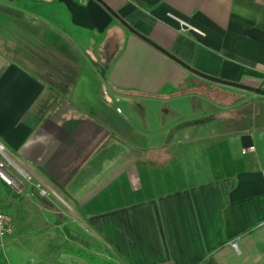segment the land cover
I'll use <instances>...</instances> for the list:
<instances>
[{
	"label": "crops",
	"instance_id": "obj_1",
	"mask_svg": "<svg viewBox=\"0 0 264 264\" xmlns=\"http://www.w3.org/2000/svg\"><path fill=\"white\" fill-rule=\"evenodd\" d=\"M100 1L0 0V144L26 200L119 264H264L263 91L147 41L261 89L264 0ZM62 252L43 264H89Z\"/></svg>",
	"mask_w": 264,
	"mask_h": 264
},
{
	"label": "rangeland",
	"instance_id": "obj_2",
	"mask_svg": "<svg viewBox=\"0 0 264 264\" xmlns=\"http://www.w3.org/2000/svg\"><path fill=\"white\" fill-rule=\"evenodd\" d=\"M73 42L68 40L67 45L74 46ZM100 91L102 89L97 86L98 94ZM7 156L10 159L8 153ZM22 180L23 182L18 185L9 186L11 190L6 191V198H0L1 206L13 227L11 232L0 234V264H43L49 261L56 263L66 252H62L63 249L51 250L49 246L68 241L64 237L67 227L59 224L58 213L63 212L55 207L48 208L29 203L26 200L25 179ZM0 186L5 187L1 179ZM40 189H36L37 194L40 193ZM68 242L76 244L74 241ZM97 256L99 259L106 258L101 257L102 255Z\"/></svg>",
	"mask_w": 264,
	"mask_h": 264
},
{
	"label": "built area",
	"instance_id": "obj_3",
	"mask_svg": "<svg viewBox=\"0 0 264 264\" xmlns=\"http://www.w3.org/2000/svg\"><path fill=\"white\" fill-rule=\"evenodd\" d=\"M260 88L264 92V78ZM116 111L121 113V109L119 107L116 108ZM6 152L5 147L0 144V179L9 186H15L18 185V183L23 182L22 178L28 179L29 176L23 173L20 167L9 159ZM12 228L11 220L2 209L0 203V234L11 232Z\"/></svg>",
	"mask_w": 264,
	"mask_h": 264
},
{
	"label": "trees",
	"instance_id": "obj_4",
	"mask_svg": "<svg viewBox=\"0 0 264 264\" xmlns=\"http://www.w3.org/2000/svg\"><path fill=\"white\" fill-rule=\"evenodd\" d=\"M100 1V0H98ZM101 2V1H100ZM103 4V3H102ZM111 13L118 19L120 20L127 28H129V26H127V24H125V22H123L118 16L117 14H115V12ZM130 30H132L131 28H129ZM260 91L262 92V90L260 89ZM6 186V190L10 191L11 188L9 187V185L5 184ZM49 248L51 250H59V249H63L64 251H69L72 252L78 256H80L81 258H83L84 260H86L87 262L90 263H97L99 261L102 262V264H119L117 262H114L112 260L106 259V258H102L99 259L98 256L96 255V253L90 251L89 249L85 248V247H81V246H77L74 244H70L68 241H63L62 243L58 244V245H52L50 244Z\"/></svg>",
	"mask_w": 264,
	"mask_h": 264
},
{
	"label": "water",
	"instance_id": "obj_5",
	"mask_svg": "<svg viewBox=\"0 0 264 264\" xmlns=\"http://www.w3.org/2000/svg\"><path fill=\"white\" fill-rule=\"evenodd\" d=\"M147 40V39H146ZM151 45H153L155 48H157L158 50H160L161 52H164L165 54H167L170 58H172L173 60H176L177 62H179L182 66H184L185 68H187L188 70H190L194 75L200 77V78H203L205 80H208V81H211V82H214V83H219V84H222V85H226V86H230V87H238V88H241V89H244V90H257L259 92L260 89L258 88H252V87H249V86H245L243 84H239V83H235V82H230V81H226V80H222V79H219V78H215V77H212V76H209V75H205L201 72H198L196 70H192L190 69L188 66H186L185 64H183L182 62L178 61L177 59H175L172 55L168 54L165 50H163L161 47H159L158 45H156L154 42L150 41V40H147ZM264 93V92H262Z\"/></svg>",
	"mask_w": 264,
	"mask_h": 264
}]
</instances>
